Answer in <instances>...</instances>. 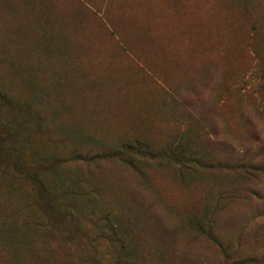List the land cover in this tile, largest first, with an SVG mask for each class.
Masks as SVG:
<instances>
[{"label": "rangeland", "instance_id": "1", "mask_svg": "<svg viewBox=\"0 0 264 264\" xmlns=\"http://www.w3.org/2000/svg\"><path fill=\"white\" fill-rule=\"evenodd\" d=\"M0 94V264H264V0H0Z\"/></svg>", "mask_w": 264, "mask_h": 264}, {"label": "trees", "instance_id": "2", "mask_svg": "<svg viewBox=\"0 0 264 264\" xmlns=\"http://www.w3.org/2000/svg\"><path fill=\"white\" fill-rule=\"evenodd\" d=\"M0 99L2 100V102H7V99L5 96H3L2 94H0ZM256 261V260H255Z\"/></svg>", "mask_w": 264, "mask_h": 264}]
</instances>
